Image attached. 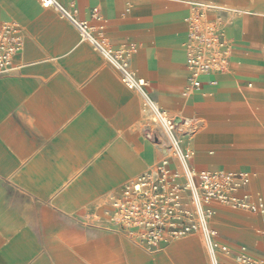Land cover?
Masks as SVG:
<instances>
[{"label":"crops","instance_id":"0c3cea01","mask_svg":"<svg viewBox=\"0 0 264 264\" xmlns=\"http://www.w3.org/2000/svg\"><path fill=\"white\" fill-rule=\"evenodd\" d=\"M72 1L78 19L103 24L113 47L134 43L130 66L146 80L152 98L192 121L182 139L194 169L227 170L235 162H254L233 148L264 144V129L257 127L264 122V0H242L250 10L226 24V13H208L223 21L232 42L230 61L224 71L201 75L200 87L187 97L182 90L189 74L183 47L188 1L200 0ZM93 7L100 20L91 19ZM0 20H15L24 31L23 48L14 57L19 68L0 76V264H58L57 254L89 264V250H97L98 263L125 264V250L128 263L208 264L202 244L191 236L173 240L155 255L142 253L126 238L122 245L112 241L123 237L116 233L81 243V261L72 247H57L58 218L117 189L154 163L161 150L145 137L140 95L55 10L42 8L38 0H0ZM255 105L261 114L249 111ZM244 122L251 127L240 128ZM233 169L252 170V165ZM257 177L262 181L264 174ZM248 190L264 193L263 187ZM218 207L222 223L260 224L259 217Z\"/></svg>","mask_w":264,"mask_h":264},{"label":"built area","instance_id":"2783aa9c","mask_svg":"<svg viewBox=\"0 0 264 264\" xmlns=\"http://www.w3.org/2000/svg\"><path fill=\"white\" fill-rule=\"evenodd\" d=\"M42 8L55 10L71 23L82 40L101 53L118 71L121 81L141 97V111L146 119L145 137L159 145L161 156L123 183L109 195V220L130 233H136L149 249H156L169 238L200 233L211 264H264L221 242L210 220L218 205L261 216L264 226V200L249 190L250 175L245 171L196 170L192 155L178 129L184 120L163 109L152 98L144 78L130 66L136 51L134 43L113 47L103 34V24L77 18L74 1L38 0ZM187 33L183 43L187 83L182 95L187 97L200 87V76L228 68L232 42L220 17L208 13H226L224 7L207 1H188ZM91 19L100 20L97 7ZM23 27L15 20H0V76L11 75L18 68L14 57L23 48ZM180 131V133H179Z\"/></svg>","mask_w":264,"mask_h":264},{"label":"rangeland","instance_id":"374dc122","mask_svg":"<svg viewBox=\"0 0 264 264\" xmlns=\"http://www.w3.org/2000/svg\"><path fill=\"white\" fill-rule=\"evenodd\" d=\"M202 1V0H200ZM207 2H212L215 5L224 7L226 9V14H227V20L224 22H230L232 18L236 17L237 15L240 14H245L247 10H250V6H247L246 3L241 2L242 0H239L237 3H230V2H223L220 3L218 1L214 0H204ZM251 1V0H250ZM251 3V2H250ZM258 5L257 2L252 1V7L255 8ZM56 12V11H55ZM57 13V12H56ZM58 14V13H57ZM59 17H61L58 14ZM64 19V18H63ZM65 20V19H64ZM66 21V20H65ZM89 45L92 47V45L89 43ZM242 89H248L247 84L243 85ZM196 91V90H195ZM248 108H250L248 106ZM251 113L253 114H261L260 109H258V106L255 105L253 110L250 108ZM259 112V113H258ZM141 120L142 122L146 123V119L143 117L142 112H140ZM195 120V119H194ZM264 120V119H263ZM241 125V124H240ZM240 128H249L251 127L248 122H244ZM258 128L264 129V122L260 121L257 123ZM180 133V131H179ZM255 140V139H254ZM260 146L257 147H248L245 149H236L233 148V150L237 151V156L238 155H247V156H252L251 158L254 160V162L251 163H240V162H235L231 164L229 167L230 171H245L250 175L253 174V177L250 181V186H255L256 188L263 187L264 188V179L262 181L259 180V178H255L256 176L260 174H264V144H259ZM234 147H236L234 145ZM241 160H245V158H242ZM250 166L252 165V170H235L233 169L235 166ZM137 175L133 176L129 180L125 181L128 182L130 180L135 179ZM115 189H111L107 191L103 196H100L98 198L91 199L84 204H80L79 206L75 207L71 212H69L67 217H62L58 218V233L56 236V242H57V247L58 248H69L72 247L73 253L80 259V253H79V247L81 243H89L92 244L102 236L108 235V234H121L123 237L120 238V240L113 239L112 241L114 242H119L122 245V239L126 238L130 240L136 248L139 249L142 253L148 255L146 252L149 254H156L164 245H168L170 242L173 240L180 238H169L165 241V243H162L158 248L156 249H149L145 244L140 240L138 235L134 233H130L127 230H124L122 227H119L115 224H113L109 220V211H110V204H109V195L111 192H113ZM259 191V190H258ZM250 192L255 195V194H261L264 198V193L262 191L259 192H253L250 190ZM264 200V199H263ZM218 210L220 211L219 207L217 206ZM230 209V208H229ZM232 211H237L241 215L245 216L246 218L249 219H254L258 217L257 214L251 213L249 211H243V210H234L230 209ZM219 211L217 214V217L215 219V226L214 228L219 231L223 236L233 242V244H228L230 247H232L234 250L245 253L249 256H251L254 259L257 260H263L264 261V226L261 222V225L258 223V221L253 222V226L250 227H239V226H233L231 223H222V219L219 215ZM215 216V215H214ZM212 220V219H211ZM65 232H61L64 231ZM93 231V234L89 231ZM240 229H247L246 231L248 234H241L239 232ZM185 236H191L195 237L203 247V251L205 253L206 259L208 264H211V261L209 259L207 250L205 248V244L202 238V235L200 233H195V234H185L181 237ZM136 237L137 240L134 238ZM223 242V240H220ZM123 250V247H121ZM146 251H142V250ZM76 251V252H75ZM89 253H91L93 256H95L97 250L92 251L89 250ZM105 252V251H104ZM124 254L126 255V263L125 264H139L137 261H132L131 263H128V256L125 250H123ZM106 253V252H105ZM88 255V263L89 264H118V260H114L111 262H102L98 263L96 262V258ZM57 263L58 264H80L79 262H76L75 258L68 257V256H63L62 254H57Z\"/></svg>","mask_w":264,"mask_h":264},{"label":"bare ground","instance_id":"6f19581e","mask_svg":"<svg viewBox=\"0 0 264 264\" xmlns=\"http://www.w3.org/2000/svg\"><path fill=\"white\" fill-rule=\"evenodd\" d=\"M249 13V12H248ZM215 72H221V71H215ZM212 73H214V72H212ZM195 90H198V89H195ZM195 90H192V91H195ZM181 124H185L186 126H187V128H185V129H180L179 127H180V125ZM180 125L178 126V129H180V130H185L186 132H184V134L183 135H185V134H189L190 133V130H189V128L191 127V125H192V121L190 120V119H184L181 123H180ZM189 149V148H188ZM252 177H253V174H251V178H250V181H251V179H252ZM250 181H249V185H250ZM255 195H258V194H255ZM218 208H216V212H215V216H213L212 217V220H210V222L212 223V224H214L215 225V219H216V217H217V214H218ZM258 217H259V219H260V225H261V216L260 215H258ZM179 237H181V236H179ZM136 240H137V238L136 237H134ZM138 241V240H137Z\"/></svg>","mask_w":264,"mask_h":264},{"label":"water","instance_id":"95a60500","mask_svg":"<svg viewBox=\"0 0 264 264\" xmlns=\"http://www.w3.org/2000/svg\"><path fill=\"white\" fill-rule=\"evenodd\" d=\"M180 121V117L179 116H176L175 117V122L178 123Z\"/></svg>","mask_w":264,"mask_h":264}]
</instances>
